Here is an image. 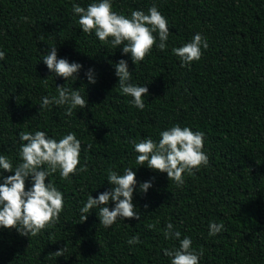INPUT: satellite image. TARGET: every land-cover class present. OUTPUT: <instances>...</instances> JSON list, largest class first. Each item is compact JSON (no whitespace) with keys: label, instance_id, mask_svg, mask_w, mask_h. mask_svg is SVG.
Wrapping results in <instances>:
<instances>
[{"label":"trees","instance_id":"1","mask_svg":"<svg viewBox=\"0 0 264 264\" xmlns=\"http://www.w3.org/2000/svg\"><path fill=\"white\" fill-rule=\"evenodd\" d=\"M73 2L91 0H0V154L15 166L20 132L46 130L59 139L72 131L85 168L70 180L58 172L49 177L65 198L55 224L35 236L0 229V264H170L162 250L178 241L164 238L167 223L203 252L200 264H264V0H114L113 9L126 14L155 3L168 20V47L154 46L136 65L119 47L81 32ZM198 32L209 46L182 67L171 49ZM51 46L58 58L83 66L77 80L50 76L41 60ZM120 59L128 61L133 83L147 84L143 110L120 92L113 67ZM89 67L95 84L84 75ZM64 84L79 88L87 106L71 116L66 106L40 110L41 97ZM174 124L204 132L209 156L207 167L184 175L182 187L166 173L139 167L132 144L158 140ZM125 167L136 172L140 219L105 228L96 209L82 222L79 208L88 195L110 188L107 170L122 174ZM150 179L153 186L139 192ZM210 221L224 226L216 236L208 235ZM134 235L141 242L130 246Z\"/></svg>","mask_w":264,"mask_h":264},{"label":"clouds","instance_id":"2","mask_svg":"<svg viewBox=\"0 0 264 264\" xmlns=\"http://www.w3.org/2000/svg\"><path fill=\"white\" fill-rule=\"evenodd\" d=\"M113 4L114 0H91L86 6L73 2L72 13L78 18L81 32L94 35L100 42L110 44L114 50L119 47L122 56H130L134 65L150 55L154 46L160 51L168 47L169 23L155 3L146 12L135 9L127 14L115 11ZM208 46L207 38L198 32L190 41L173 47L171 51L183 67L200 60L202 50ZM4 59L5 53L0 50V61ZM41 61L52 74L50 76L61 77L65 81L77 80L83 68L78 62L58 58L57 46L48 47ZM113 67L120 92L131 97L129 103L132 106L143 110L144 98L149 95L147 84L132 82L133 71L129 70L127 60L120 59ZM84 75L89 84L97 82L95 69L89 67ZM78 89L65 84L56 86V94L41 97L39 109L50 110L52 105L66 106L65 115L71 116L73 109L87 106V100ZM158 135V140L146 136L139 142L132 141L139 167L166 173L168 180L182 187L185 174L192 175L194 170L199 171L209 165V156L204 148V132L174 124L159 131ZM18 142L20 162L15 166L10 157L0 154V229L14 228L21 236H35L46 226L55 224L65 206L64 193L49 177L58 172L61 179L70 180L71 176L85 170L80 160L82 144L72 131L57 139L46 130L20 132ZM133 169L125 167L122 174L107 170L106 181L110 188L98 193L95 198L92 194L88 195L79 208L82 222L96 209L99 223L105 228L125 218L140 219L133 203V194L137 190L136 172ZM26 182L29 185L27 189ZM152 186V179L141 182L138 191L147 193ZM223 227L222 223L210 221L208 235L216 236ZM163 235L166 240L178 241V246L162 250L170 264H200L203 252L192 247L189 236L181 238V232L172 223L165 225ZM140 242L138 235L126 241L130 246ZM62 249L56 252L57 256L62 255Z\"/></svg>","mask_w":264,"mask_h":264}]
</instances>
